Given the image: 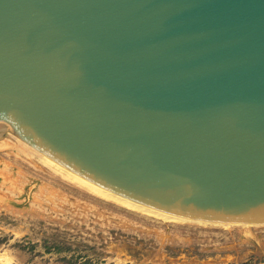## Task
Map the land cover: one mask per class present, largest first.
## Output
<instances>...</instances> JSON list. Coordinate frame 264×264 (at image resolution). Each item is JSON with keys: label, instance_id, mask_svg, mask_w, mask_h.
<instances>
[{"label": "water", "instance_id": "1", "mask_svg": "<svg viewBox=\"0 0 264 264\" xmlns=\"http://www.w3.org/2000/svg\"><path fill=\"white\" fill-rule=\"evenodd\" d=\"M182 220L264 224V0H0V137Z\"/></svg>", "mask_w": 264, "mask_h": 264}, {"label": "rangeland", "instance_id": "2", "mask_svg": "<svg viewBox=\"0 0 264 264\" xmlns=\"http://www.w3.org/2000/svg\"><path fill=\"white\" fill-rule=\"evenodd\" d=\"M20 142L0 137V264H264V224L182 220L123 203Z\"/></svg>", "mask_w": 264, "mask_h": 264}, {"label": "bare ground", "instance_id": "3", "mask_svg": "<svg viewBox=\"0 0 264 264\" xmlns=\"http://www.w3.org/2000/svg\"><path fill=\"white\" fill-rule=\"evenodd\" d=\"M10 139V138H9ZM19 140H21L20 138H18ZM12 141V140H11ZM22 142H20L21 144H23V140H21ZM14 143V142H13ZM26 143V142H25ZM3 145V144H2ZM24 145V144H23ZM26 145H27V143H26ZM29 145V144H28ZM25 146V145H24ZM30 146V145H29ZM31 149H33V147L31 148ZM35 149V148H34ZM28 150V149H27ZM36 150V149H35ZM36 152V151H35ZM38 152V151H37ZM33 153V152H32ZM39 153V152H38ZM39 155L41 156V157H43V158H45L41 153H39ZM46 162H49V161H47V159L45 158L44 159ZM51 164H52V162H51ZM56 168H57V170L59 169V170H62L61 168H59L58 166H56L55 164H53ZM62 171H64V170H62ZM65 172V171H64ZM66 174H68L67 172H65ZM63 174V173H62ZM65 175V174H64ZM68 175H70V174H68ZM66 176V175H65ZM71 176V175H70ZM71 177H73V176H71ZM74 179H77V178H75V177H73ZM71 179V178H70ZM78 180V179H77ZM76 181V180H75ZM78 181H80V180H78ZM80 182H82V181H80ZM83 183V182H82ZM82 185V184H81ZM87 185V184H86ZM92 188V187H91ZM92 189H94L95 191H97V192H99V193H101V194H103V195H106V196H110V197H113V198H115V199H117V200H119V201H122L123 203H126V204H129V205H133V206H137V207H141V206H138V205H135V204H132V203H129V202H127V201H124V200H122V199H119V198H117V197H114V196H112V195H110V194H107V193H105V192H102V191H100V190H97V189H95V188H92ZM114 199V200H115ZM141 208H144V207H141ZM139 209V208H138ZM145 209H147V208H144V210ZM147 210H150V209H147ZM150 211H153V210H150ZM153 212H155V213H157V214H159V215H163V216H168V215H165V214H162V213H159V212H156V211H153ZM152 213V212H151ZM155 217V216H154ZM203 222V221H202ZM214 223V222H213ZM245 225V224H244Z\"/></svg>", "mask_w": 264, "mask_h": 264}]
</instances>
